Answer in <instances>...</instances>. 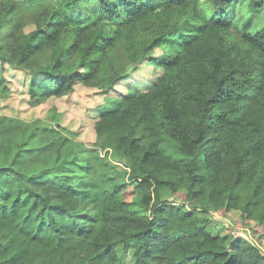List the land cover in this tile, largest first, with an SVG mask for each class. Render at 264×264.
I'll use <instances>...</instances> for the list:
<instances>
[{
    "label": "trees",
    "instance_id": "1",
    "mask_svg": "<svg viewBox=\"0 0 264 264\" xmlns=\"http://www.w3.org/2000/svg\"><path fill=\"white\" fill-rule=\"evenodd\" d=\"M1 4L0 61L34 74V100L78 83L115 89L130 70L118 50L163 73L99 108L100 147L129 162L122 183L98 148L0 113V264H264L258 245L211 219L238 210L264 227V0ZM31 4L35 27L20 32ZM180 190L185 201L163 194Z\"/></svg>",
    "mask_w": 264,
    "mask_h": 264
},
{
    "label": "rangeland",
    "instance_id": "2",
    "mask_svg": "<svg viewBox=\"0 0 264 264\" xmlns=\"http://www.w3.org/2000/svg\"><path fill=\"white\" fill-rule=\"evenodd\" d=\"M3 6L0 0V10L3 9ZM38 10L34 4L23 5L20 8L17 15V20L20 21V32L35 27L33 21ZM10 29L9 25L2 28L0 34L2 42H5ZM160 53L161 50H157L155 55ZM47 55L48 52L42 53L38 60L47 61ZM115 59L117 66L124 70L130 68L129 74L116 84L115 89L101 90L96 86L78 83L69 95L38 100L31 98L28 89L29 80L34 74L29 69L15 67L8 63L2 64L0 61V113L17 116L26 121L40 120L41 125L55 128L73 141L79 142L81 148L88 150V155L98 148L108 163V167H105L104 171L113 176L117 183L125 182L128 180L130 172L128 160H125L113 149H102L99 145L95 130V122L100 115L99 108L107 106L114 96L126 92L128 88L148 89L159 80L163 69L156 67L149 59L134 68L129 55L123 50L117 51ZM34 77L38 78V76ZM3 86H6L7 90L3 91ZM163 194L176 201H185L183 190L176 194H171L169 191H165ZM125 195L128 200H135L138 197L134 190H128ZM211 219L217 230L244 236L264 251V227L251 219L244 218L240 211L232 210L228 213L214 211L211 213Z\"/></svg>",
    "mask_w": 264,
    "mask_h": 264
}]
</instances>
